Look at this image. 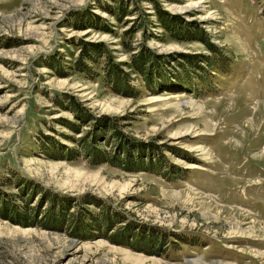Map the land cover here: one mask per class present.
<instances>
[{"label": "rangeland", "instance_id": "rangeland-1", "mask_svg": "<svg viewBox=\"0 0 264 264\" xmlns=\"http://www.w3.org/2000/svg\"><path fill=\"white\" fill-rule=\"evenodd\" d=\"M5 200L0 264H264V0H0Z\"/></svg>", "mask_w": 264, "mask_h": 264}, {"label": "trees", "instance_id": "trees-1", "mask_svg": "<svg viewBox=\"0 0 264 264\" xmlns=\"http://www.w3.org/2000/svg\"><path fill=\"white\" fill-rule=\"evenodd\" d=\"M117 15V14H116ZM163 20V19H162ZM161 20V21H162ZM164 21V20H163ZM162 21V22H163ZM164 23V22H163ZM165 24V23H164ZM81 44L83 45V47H82V55L84 54V52L86 51V50H88V51H90V50H94L95 52H97L98 51V46H97V44H93V42H81ZM90 49V50H89ZM99 50H101V49H99ZM80 59V58H79ZM81 62V59L79 60V63ZM134 64H135V67L140 71V72H142L143 70L142 69H140L141 67L137 64V62H134ZM113 70H116V72H117V74H116V77L118 78V75H120V76H123L124 77V73H119L118 72V69L115 67V65H113ZM121 80V77H119L118 78V80H117V82H119ZM117 91H121L122 92V90H119V89H116ZM127 93H129V92H127ZM79 111V110H78ZM76 114H78V113H76ZM69 127H71L73 130H77V127L76 126H74V125H69ZM95 145H93V144H91L90 146H86L85 145V148H90L91 149V151H92V157H91V160L92 161H97L98 159L96 158V156L97 157H100V159L99 160H102V159H104V157L102 156V153H100L98 150H96V149H94L95 147H94ZM149 153V152H148ZM127 156V161L128 160H130V159H133V156H132V154H129V152L126 154ZM140 155V154H139ZM116 156V155H115ZM115 156H113L114 158H115ZM141 156V158H142V156H144V155H140ZM146 156V155H145ZM117 157V156H116ZM108 161V160H107ZM109 162H114L115 164H117L114 160H109ZM154 163H153V161L151 160V159H148V162L147 163H145V164H143V165H140V167H144L143 169H148L151 165H153ZM120 167H122V165L120 164L119 165ZM132 166V167H131ZM130 167L131 168H135L136 169V167L137 168H139V166H133V165H131ZM124 168L126 167V168H128L129 167V165H124L123 166ZM129 167V168H130ZM22 197V196H21ZM7 202V200H5V202L3 201V207H2V209H0L1 211V215H3V216H5V217H7L8 219H10L11 221H15V222H17V223H20V224H24L25 223V220L26 219H29V217H25L24 216V214H22V213H17V210H13V207L12 208H10L11 210H12V213H8V212H6V209H7V207H11L10 205H8V203H6ZM27 203H29V201L27 202ZM39 209V206L38 207H34V208H32V207H30L28 204H26V206H25V211L27 212V211H35L36 210V212H37V210ZM66 209H67V207L64 209H59L58 211H60L61 212V217H63L64 216V213H65V211H66ZM25 212V213H26ZM28 212V213H29ZM38 212H39V210H38ZM31 217H33L34 219H35V217H34V214H32V216ZM107 217V216H106ZM32 218V219H33ZM108 218V217H107ZM31 219V218H30ZM33 221V220H32ZM32 221H31V223H32ZM36 221V220H35ZM80 222L81 221V217H76V218H74V226H75V223L76 222ZM37 222V221H36ZM60 222H61V226H62V224H63V218H62V220H59V222H58V224H55L56 225V228L57 227H60ZM46 226H49L48 224H45ZM73 231V230H72ZM122 230H119V231H117L115 234H114V236H113V238H112V241L113 242H117V240L115 239V238H118L117 236H119V235H121L122 234V232H121ZM73 233H75L74 231L72 232V234ZM126 236L128 237V236H131V232H130V235L129 234H126ZM126 236H125V238H126ZM115 237V238H114ZM133 237V235L131 236V238ZM145 237V236H144ZM142 238H143V236H142ZM146 238V237H145ZM123 243H129V245H131V247H133V248H137L135 245H134V243H131V242H129L128 240H127V242L125 241H122ZM146 251V250H145Z\"/></svg>", "mask_w": 264, "mask_h": 264}]
</instances>
